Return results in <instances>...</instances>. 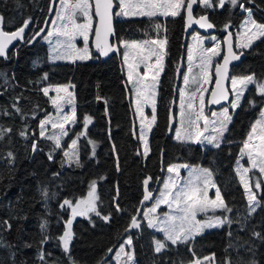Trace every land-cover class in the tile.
I'll return each instance as SVG.
<instances>
[{
    "label": "trees",
    "instance_id": "trees-1",
    "mask_svg": "<svg viewBox=\"0 0 264 264\" xmlns=\"http://www.w3.org/2000/svg\"><path fill=\"white\" fill-rule=\"evenodd\" d=\"M242 2L246 7L252 8L253 16L264 21V0ZM57 3L58 0L55 3L52 0H0L5 29L18 28L28 18L33 21L25 41L12 48L7 58H0V73L3 74L0 75V128L12 129L11 133L0 139V264H72L73 261L75 264H105L112 259L127 236L133 239L136 264H190L195 258L202 259L213 254V264H225L229 259L232 264H248L253 259L260 264L264 242L252 236V232L257 231L264 235V183L257 190L261 207L249 215L246 193L235 163L243 142L264 105V95L259 93L255 84L249 86L240 107L232 113V121L220 148H204L190 141L173 139L177 102L172 119L174 129L171 134L167 131L176 67L184 50V12L178 17L143 16L116 19L114 43L122 40L155 39L157 35H166L168 39L166 65L158 91L157 121L150 134V153L145 158L142 155L141 140L138 138V124L132 90L127 83L122 59V46L120 54L114 52L106 58H102L93 49L96 59L52 62L49 46L43 36L54 16ZM206 11L210 13L219 34L226 23L230 25L229 28L240 24L245 13L239 11V6L210 10L199 5L196 14ZM157 23L162 24L166 32L161 30L158 33L154 27ZM40 29H44L41 35L28 43ZM242 50L246 53L245 58L232 65L231 76L255 74L257 80H263L264 38L256 41L252 47ZM45 74L47 79H44ZM69 82L74 85L78 123L68 139L78 133L85 116L93 118L87 136L81 137L78 143L82 181L86 186L94 180L102 185L117 178L130 189L121 213L116 217L110 204L102 196L99 198L98 217L106 227L80 260L73 256L71 250L66 253L58 239L65 230V222L71 218L70 210L61 209L59 205L65 199L73 202L81 199L84 192L70 193L73 179L69 173H60L37 179L33 195L26 197L25 178L22 176L23 168L31 166L39 156L47 158V154L51 153L56 160L61 157L62 147L54 150V141L39 136L40 120L53 109L50 95L45 96L42 89L48 85ZM99 82L107 84L116 120L115 131L122 154V172L118 174L103 171L99 145L93 156L89 142L96 140L97 143L99 135L96 122ZM14 104L21 109L20 113L15 111ZM25 130L27 137L20 136L19 133ZM33 143H37L35 153L32 150ZM66 146L67 143L63 147ZM9 152L13 153L14 160L9 158ZM173 163L201 164L210 168L225 202L233 209L231 213L223 210L219 213L228 216L233 223L204 230L186 244L173 245L168 241L166 249L156 253L155 239L164 237L148 227L142 213L137 215L145 195L143 181L149 176L152 177L148 187L154 190L158 181L162 183L167 166ZM159 189L160 186L156 194ZM44 190L48 193L47 198L43 195ZM105 215L110 216L108 221L103 220ZM134 215L141 220V227L125 231ZM4 221L12 225L10 230L5 227ZM44 221H47V227L42 230L40 225ZM45 237L47 242L41 245L40 241ZM25 244L31 247H25ZM109 248L112 252L108 251ZM41 249L45 253L43 261L39 259Z\"/></svg>",
    "mask_w": 264,
    "mask_h": 264
},
{
    "label": "snow or ice",
    "instance_id": "snow-or-ice-1",
    "mask_svg": "<svg viewBox=\"0 0 264 264\" xmlns=\"http://www.w3.org/2000/svg\"><path fill=\"white\" fill-rule=\"evenodd\" d=\"M197 2L198 0H60L61 7L56 12V18L52 21L53 27L43 36L44 40L53 44L52 51L54 55L52 58L54 60L76 62L92 59L89 41L93 37L95 49L101 56L107 57L109 53L120 51V46H123V61L127 69V83L134 90V110L140 117L138 138L143 141L142 155L144 156H147L150 152L148 135L157 121L158 88L161 74L165 69L168 39L166 35L163 37L157 35L155 39L122 40L114 43V17H156L157 15L178 17L183 11L186 12L189 26L195 23L205 29L216 27L206 15L200 16L198 19L193 17V5ZM200 2L205 8H224L225 4L230 2L233 7L239 6L248 13V18L244 21V30L238 34L240 42L236 44V48H250L256 40L264 38V23H259L253 18L252 9L246 8L242 0H216L215 4L213 0H200ZM52 3H55V0H52ZM115 8H118L119 11H114ZM81 18L82 22H78ZM31 23V18H28L22 22L17 30L7 32L3 29L4 17L0 15V58H7L8 47L13 41L24 39L25 30L29 28ZM154 27L158 33L161 30L166 32V28L162 24L157 23ZM229 27V24H224L225 30ZM43 31L44 29L36 31L28 43H32ZM77 38L82 39V48L77 47ZM211 39L216 40V37ZM203 40L204 38L199 35L194 36V43L188 49V68L187 73L183 75L184 88L179 91L180 126L175 130V139L220 148L224 134L228 131V125L232 121V115L227 107L220 112H212L211 119L205 114V93L209 91L206 85L212 83V76L215 75V88L211 91V100L208 102L220 104L222 100H228L231 92L235 95L230 106L236 109L240 107L244 92L249 85L255 84L259 93L264 95V82L257 81L255 74L229 77V65L232 61L239 60L243 55V51L237 52L234 50L233 34L231 32H228L225 37L227 54L223 56V63L215 65L214 73L212 71L213 59L221 54V42L217 41L213 47L205 48ZM195 60H198L199 63H194ZM141 67L144 69L143 72L140 70ZM194 69H198V71H194ZM0 75L3 74L0 73ZM44 79H47V74H45ZM229 80L231 83L230 89L225 87V82ZM70 88H74V85L56 86L54 89L56 95L50 96L49 99L57 109L58 114L63 112L65 103L73 105L71 112L58 115V118L46 116L39 122V136L54 141V150L61 148V138L68 135V125L77 121L74 106L75 96L69 90ZM52 90L51 87H45L42 92L45 96H49ZM104 103L107 104V100ZM147 106L151 108L150 118L145 114V107ZM13 107L17 113L21 112V109L15 104ZM260 117L251 126L247 139L243 142L241 148V156L246 155L249 158L250 167H237L236 169L246 193L249 215L255 213L261 207V201L258 199L256 190L261 189V185L264 183V179L257 178L253 181L249 176V173L254 169L264 175V111L260 112ZM83 120L84 131L71 140V144L63 153L68 164L75 162L79 166L78 141L81 137L87 136V126L92 123L93 118L85 116ZM201 124L203 127H201ZM49 125L52 129L58 130V134L47 135L46 131ZM11 131V128H0V139H3ZM19 135L27 137L28 133L25 130L21 131ZM89 142L92 144V154L94 156L96 144L94 141ZM32 150L34 152L37 150V143L32 144ZM8 156L14 160L12 152H9ZM48 159H53L51 153L48 154ZM188 167L186 164H172L167 168L168 173L174 175H169L164 182V190L160 192L159 198L155 200L151 208L143 213V219L147 220L148 227L158 229L165 236L164 241H155L154 250L156 253L165 250L168 241L173 245L186 244L193 240L196 235L203 233L205 229L219 228L233 223L228 216H212L204 220L197 219L199 213L207 215L210 209L223 210L226 213H231L233 209L225 202L219 187L213 182V172L210 168H192L189 171L188 179L177 183V180L180 179V169ZM151 179L152 177L149 176L143 181L145 186L144 201L153 198L152 192L147 191ZM96 187V181H93L87 198L77 200L75 203L72 200L65 199L59 205L61 209L66 208L71 212V218L65 222V230L58 238L62 242L66 253L70 251L74 236L72 231L73 220L77 216H87L89 213L100 216L97 207L99 197L96 195ZM211 188L215 189L214 198H210L208 194ZM43 195L47 198L48 193L46 190H44ZM161 204H166L170 209L169 212L163 214V218L155 215ZM116 209L119 210V204H116ZM137 215L131 217L129 228L125 231L141 227V220L137 219ZM102 218L108 221L110 216L105 215ZM4 225L9 230L12 228V225L7 221H4ZM46 227L47 221H44L40 228L44 230ZM252 236L264 242V235L261 232L253 231ZM46 242L47 237L40 241L41 245ZM25 247H31V245L25 244ZM108 251L112 252V249L109 248ZM39 259L42 261L45 259V253L42 249L39 252ZM115 259L119 264H135V250L131 236H128L119 245ZM210 260H215L214 254L205 256L202 259L195 258L190 261V264H206ZM72 264H75V261ZM225 264H232V261L230 259L226 260ZM248 264H258V262L253 259Z\"/></svg>",
    "mask_w": 264,
    "mask_h": 264
},
{
    "label": "rangeland",
    "instance_id": "rangeland-1",
    "mask_svg": "<svg viewBox=\"0 0 264 264\" xmlns=\"http://www.w3.org/2000/svg\"><path fill=\"white\" fill-rule=\"evenodd\" d=\"M213 3L215 4L216 0H213ZM226 5L230 8H234L230 2L226 3ZM60 7H61L60 0H58L54 16L51 19V21L48 25L47 31L44 34V36L47 34L48 31H50L52 29V27H53L52 21L56 18V12L59 11ZM200 7L204 8V6L201 2H200ZM215 8H219V7L207 8V9L212 10ZM116 11H119V9L117 8ZM253 15L254 14L252 13V16ZM157 16H160V15H157ZM116 18L122 19V18H127V17H116ZM163 18H165V17H163ZM247 18H248V13L245 12L243 19L240 22V24L231 26V29L235 33L236 44L240 42V37L238 34L243 32L244 21ZM253 18L259 23H264V21H259L255 16H253ZM78 22H82V18ZM223 29H224V27H223ZM197 35L204 38L203 46L205 48L213 47L217 41L221 42V47H222L221 54H220V56L215 57L213 59V68H212L213 73H214V67H215L216 63L218 62V60L222 57L223 51H224L223 37L221 34H219L217 32L210 33V34H203V33L196 30L193 33H191V35L189 36L187 49H186V56H185V68H184V71L182 74L180 85L178 87L177 109H176V126H175L174 133H173V139H175L176 128H178L180 126V124H179V121H180L179 91L184 88L183 75L187 73V68H188V59H187L188 49L194 43L193 37L197 36ZM212 37H216V40L211 39ZM91 39L92 38H90V41H89V47L91 50L92 59H96V56L94 55L93 47L91 45ZM138 40H146V39H138ZM44 41L49 46L50 60L52 62L71 61V60H54L52 58L54 55V53L52 51L53 44H50L47 40H44ZM256 41H258V40H256ZM53 43H54V40H53ZM76 44H77V47L82 48L83 47L82 39L77 38ZM238 50H240V49H238ZM122 51L124 52L123 46H122ZM123 52H122V59H123ZM194 63L198 64L199 61L195 60ZM165 65H166V57H165ZM124 66H125V64H124ZM140 70H141V72H143L144 71L143 67H141ZM126 71H127V69L125 66V72ZM194 71H198V69H194ZM233 76H241V75H233ZM160 79H161V77H160ZM213 79H214V75L212 76V83L206 85V87L209 89V91L212 87ZM257 81L264 82V79L263 80H257ZM61 85H73V84L71 82H69V83L48 85L45 87H51L53 90L50 91L49 95L55 96L56 95V93L54 91L55 87L61 86ZM249 86H248V88H249ZM130 88L132 90L131 96H132L133 106L135 109V93H134V90L132 89L131 85H130ZM230 88H231V83H230ZM247 89L245 90V92L247 91ZM69 90L72 91L74 93V96H75L74 88H70ZM158 91H159V88H158ZM209 91H208V93H205L206 107H205L204 111H205V114L208 115L210 119L212 118L211 117L212 112H220L225 107H227L229 109V113L231 115H232L233 111L237 109V108L236 109L231 108L230 104L222 106V107L209 108L208 104H207V97H208ZM245 92H244V95H245ZM234 95L235 94L232 93V96H233L232 100L234 99ZM98 97H100V99H98ZM243 98H244V96H243ZM243 98H242V100H243ZM96 99L98 102V113H97L96 122H97V126L99 129V135H98L97 143H96V140H91V141H94L96 144L95 152L97 150V146L99 145L100 161H101L103 171H105L106 173H110V174H118V173L122 172V154H121V148H120L119 140H118V137H117V134L115 131L116 120H115V117L113 115L112 107L110 104L109 89H108L107 84L105 82H99L98 83ZM105 100H107V104L104 103ZM157 101H158V96H157ZM74 106L76 108V106H77L76 101H75ZM72 107H73V105L65 103L63 105V112L58 114L57 109L53 106L52 111L49 114H47L46 116H52L54 118H58V115L69 114L72 110ZM261 111H264V105L262 106L260 112ZM156 113H157V105H156ZM145 114L150 118V116H151L150 106L145 107ZM260 118L261 117H260V113H259L256 120H258ZM136 119H137V124H138V133H139L140 117L137 113H136ZM256 120H255V122H256ZM77 123H78V119L74 124L68 125V135L61 138V145H62L61 147L63 149H62L61 157L58 160H56L54 155H52L53 159L49 160L48 154H47V158H43L42 156H39L36 158L35 162L31 166H27V167L23 168L22 176L25 178L24 194L26 197H31L33 195L34 189H35V182L37 179L49 177V176L57 174V173L58 174L69 173L73 179V184L70 186L69 192L72 194L77 193V192H84V195L81 196V199L87 198L88 192L90 191V186H91L93 181H91L88 186H86L85 183L82 181L81 168H80V154H79V166L75 162H73L71 164L66 163V158L63 155L64 151H66L68 146L71 144V140L75 139L77 134L84 131V124H83L82 127L80 129H78V133H75L72 138L68 139L69 135L73 132ZM92 123H93V121H92ZM91 124H89L87 126V131H88L89 126ZM201 127H203L202 124H201ZM46 134L47 135L58 134V130L52 129L51 125H49L47 127ZM150 134L148 135V140L150 139ZM65 143H67V146L63 147L65 145ZM78 143H79V141H78ZM200 145L204 148L212 146V145H207V144H203V145L200 144ZM113 146H115V147H113ZM141 147H142V151H143V141H141ZM78 149H79V146H78ZM147 156H144V157L146 158ZM250 163L251 162H250L249 158L246 155L242 157L241 153H240L237 160H236L235 167H236V169H237V167L247 168V167H250ZM173 164H180V165L186 164L189 166L188 168H181L180 169V179L177 180V183H181L182 181H186L188 179V176H189V171L192 168H207L205 166H202L201 164H197V165L187 164V163H173ZM117 165H118V168H117ZM170 165H172V164H170ZM170 165H168L167 168ZM167 168H166L165 177H164V179L160 185V189L157 192L155 199L153 200L152 203L145 205V207L142 211V217H143V213L146 212L149 208H151L153 206V204L155 203V200L157 198H159L160 192L164 190L163 189L164 182L167 180L169 175H174V174L168 173ZM249 176L252 178L253 181H255V179H257V178L264 179V175L260 174L258 172V170H255V169L251 173H249ZM94 181H96V180H94ZM213 182L215 183L214 179H213ZM96 184H97L96 195L99 198L102 196L110 204L111 208L113 209L114 216L115 217L118 216L121 213L123 204H124L128 194H129L130 189L127 188L126 186H124L117 178H113L108 183L102 184V185H99V182L96 181ZM215 185H216V183H215ZM208 194H209L210 198H214L215 197V189L211 188L209 190ZM258 199H259V197H258ZM78 200H80V199H78ZM75 202H73V203H75ZM116 204H119V210L116 209ZM97 207H98V204H97ZM169 211H170V209L166 204H161L160 207L157 208L155 215L163 218V214L167 213ZM219 211L220 210H211L210 209L208 211L207 215H205V213H199L197 215V219L204 220V219H206L208 217H212V216H222V217L225 216L222 213H219ZM78 217H81V218L77 219ZM145 221L147 222L146 219H145ZM105 227H106V225L103 223V221L95 213H89L87 216H77L73 220V224H72V231L74 233V236H73V239L71 241L70 250H71L73 256L80 260L84 256V254L86 253L88 248L92 244L95 243V241L100 236V234L103 232ZM151 229L156 233L162 234L164 237L163 239H158L155 237L156 238L155 241L156 240H161V241L165 240V236H164L163 232L159 231L158 229H154V228H151ZM211 229H213V228H211ZM205 230H210V229H205ZM127 237L124 240H126ZM118 250H119V247L116 250V252ZM116 252H115V254H116ZM115 254L112 257V259L110 261L106 262L105 264H119V262L115 259ZM260 262H261L260 264H264V247H263L262 252H261ZM135 264H136V262H135ZM206 264H213V262L210 260V261L206 262Z\"/></svg>",
    "mask_w": 264,
    "mask_h": 264
},
{
    "label": "water",
    "instance_id": "water-1",
    "mask_svg": "<svg viewBox=\"0 0 264 264\" xmlns=\"http://www.w3.org/2000/svg\"><path fill=\"white\" fill-rule=\"evenodd\" d=\"M199 5H200V0H198L197 4L193 5V17L195 19H198L200 16L206 15V16H208L210 22H212L213 24H215L214 21L211 19L210 13L208 11L203 12V13H200V14H196V9H197V7ZM116 9L117 8H115L114 11H116ZM0 15H2L1 12H0ZM116 19L117 18L114 17V21H113L114 28H115V33H116ZM31 25H32V23L29 25V28L31 27ZM29 28L25 30L24 39L23 40H15V41L12 42V44L9 45V47H8V54H9V52H10V50L12 48L16 47L19 43H22V42L25 41L26 34H27ZM3 29H4V31H7V32H11V31L17 30V28L12 29V30H8V29H5L4 26H3ZM196 30L199 31V32H201V33H203V34H210V33H214V32L217 31V26L214 27V28H212V29L201 28L198 24H195V23H193L191 26H189L188 23H187L186 12H184V42H183L184 50L182 52V55H181V57L179 59L178 65L176 67V73H175L176 80H175V86H174V95H173L172 105H171V108H170V123H169V129L167 131L168 134H171L172 131H173V129H174L172 117H173L174 112H175V105H176V102H177V95H178L179 83L181 82L182 74H183V71H184V68H185V56H186V49H187V44H188L189 36L191 35V33H193ZM228 32H231L233 34V47H234V50L237 51V52L243 51V55L240 57V59L239 60L232 61L231 64L229 65V77H231V75H232V73H231L232 65H234L235 63L240 62L242 59H244L246 53H245L244 50H238L236 48V37H235L234 31L231 28H228L227 30L223 29V31L221 32V34L223 35L224 51H223L222 57L219 59V61L217 63H223V56L227 54V44L225 42V37L227 36ZM113 42H114V40H113ZM91 45H92L93 49L95 51H97L95 49V46H94V37L91 39ZM120 51H118L116 53L120 54ZM113 53L114 52L109 53V55L107 57L111 56ZM102 58H106V57L105 56H102ZM214 70H215V67H214ZM215 79H216V77L214 75L213 84H212V87H211V89L209 91V94H208V97H207V104L210 107H222V106H225V105L231 103L233 96H232V93L230 92L228 100H222L220 104H211V103H209L208 101L211 100L210 93L215 88ZM225 87L230 89V80L225 82ZM160 183L161 182L158 181V183L156 184L154 190H151L147 186V191L152 192L153 198L150 199V200H148V201H144V200L142 201V203L140 204L139 210H138V213L139 214L142 213V211H143V209H144V207H145L146 204H149V203H151V201H153V199H154V197L156 195V191L158 190V188L160 186ZM125 235H126V233H125Z\"/></svg>",
    "mask_w": 264,
    "mask_h": 264
},
{
    "label": "flooded vegetation",
    "instance_id": "flooded-vegetation-1",
    "mask_svg": "<svg viewBox=\"0 0 264 264\" xmlns=\"http://www.w3.org/2000/svg\"><path fill=\"white\" fill-rule=\"evenodd\" d=\"M225 6H227L226 4H225ZM239 11H241V9L239 8ZM224 27V26H223ZM222 37H223V35H222ZM241 50V49H240Z\"/></svg>",
    "mask_w": 264,
    "mask_h": 264
},
{
    "label": "built area",
    "instance_id": "built-area-1",
    "mask_svg": "<svg viewBox=\"0 0 264 264\" xmlns=\"http://www.w3.org/2000/svg\"><path fill=\"white\" fill-rule=\"evenodd\" d=\"M246 8H250V7H246ZM243 10V9H242Z\"/></svg>",
    "mask_w": 264,
    "mask_h": 264
}]
</instances>
